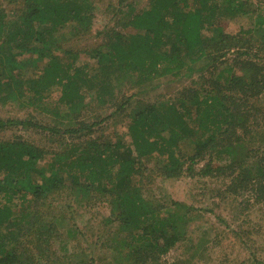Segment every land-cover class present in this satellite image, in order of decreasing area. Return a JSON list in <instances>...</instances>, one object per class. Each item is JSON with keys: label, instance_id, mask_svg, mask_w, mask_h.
<instances>
[{"label": "trees", "instance_id": "trees-1", "mask_svg": "<svg viewBox=\"0 0 264 264\" xmlns=\"http://www.w3.org/2000/svg\"><path fill=\"white\" fill-rule=\"evenodd\" d=\"M11 2L19 5L11 26L9 14L0 5V102L28 97L27 105L49 104L59 88L62 95L55 106L56 116H61L58 109L68 106L70 116L77 119L89 108L87 98L94 97L99 103L117 105L112 117L125 111L136 97L117 102L113 72H123L136 89L148 91L158 87L164 74L188 62L203 61L200 69L212 67L208 69L215 79L209 87L190 88L175 104H144L134 110L126 123L131 144H124L121 135L114 144L111 138L106 143L93 138L83 145L63 140L64 150L49 152L21 140L0 142V196L6 198L0 204V255L7 256V263L33 264V251L27 249L29 258L24 259V235L35 234L42 256L51 250L48 237L60 226L69 229L70 238L79 240L78 229L62 213L48 219L52 224L38 220L48 201L68 194L81 207L96 197L106 202L113 215L110 221L118 224L119 231L108 234L110 243L103 245L119 254V264H161L163 255L192 242V207L172 198L166 204L145 194L147 159L156 160L153 171L161 178H228L232 195L250 191L253 200L264 202V55L252 54L255 42L264 53L261 8L244 0H151L149 8L137 11L127 2L129 19L121 26L132 31L114 30L96 48L82 50L65 45L73 40L69 36L83 37L92 31L88 2ZM236 15H249L252 26L237 34L227 32V20ZM234 49L232 62L224 60ZM84 55L96 59L97 65L82 63ZM164 64L174 66L163 68ZM101 121H80L62 132L31 119H0V131L12 124L80 140L94 134L105 119ZM18 210L21 221L30 219V230L17 222ZM3 227L9 230L7 234L1 232ZM199 255L200 251L195 257ZM193 258L170 264H192Z\"/></svg>", "mask_w": 264, "mask_h": 264}, {"label": "rangeland", "instance_id": "rangeland-1", "mask_svg": "<svg viewBox=\"0 0 264 264\" xmlns=\"http://www.w3.org/2000/svg\"><path fill=\"white\" fill-rule=\"evenodd\" d=\"M244 1L253 7H257V9L261 8L260 13L264 12V0ZM79 2H88L91 6L90 13L93 14L92 31L83 37L69 36V34L68 36L73 40L65 45L66 49L71 47L82 50L96 48L108 39L105 34H111L114 30L130 33L132 30L123 29L121 26L122 21L129 19L127 2L133 3L137 11L149 8L151 4V0H127L124 4H121V0H79ZM0 5L9 14L8 22L11 26L15 21L13 18H15L18 3L11 2V0H0ZM250 22L249 15H236L227 20L228 24L225 29L227 32L237 34L242 28L248 30L252 26ZM99 32L104 36L99 35ZM245 37L249 39L250 35ZM81 40L84 41L80 42ZM255 44L252 54L258 53L262 58L264 53L262 54V51L259 52L258 50V46L261 45L258 42ZM235 54L236 49L223 59L231 61ZM60 55L67 58L62 52ZM83 57L82 63H89L92 67L97 65L96 59L85 57V55ZM203 64V61L188 62L180 70H173L164 74L158 81V87L150 88L148 91L145 88L136 89L131 82L127 81L123 72H113L111 74L112 89L114 87L113 96L114 94L117 95V102L120 104L133 94H136V97L125 111L112 117L111 114L117 110V105L112 102L99 103L94 97L87 98V102L91 103L86 113L79 118L73 119V114V117L70 116L71 111L68 106L58 109L61 116H56L55 106L62 95L59 88L53 92V100L49 104L43 102L30 106L27 105L28 97L22 101L0 102V119L5 122L31 119L44 126H57L62 132L68 127L76 126L80 121L102 120L101 122H103L105 119L102 125L95 127L94 134L85 136L80 140L78 138L73 139L69 134L63 138L50 131L10 124L6 127L7 129L0 131V142L21 140L37 145L49 152L64 150L62 147L63 140L68 143L83 145L87 140L93 138L99 139L102 143H106L111 138L114 140V144L118 136L121 135L119 138H122L124 144H131L132 140L128 135L126 123L130 121L129 116L133 114L132 112L144 104L160 105V103L166 102L175 104L181 96L185 97L190 88L209 87V81L214 80L215 77L209 71L212 67L200 69ZM170 66L173 67L174 65L164 64L163 68ZM105 96L111 98L110 94ZM45 107L49 108L50 111ZM67 113V117L62 116ZM121 150L124 149L121 148ZM204 162L203 159L197 164L200 166ZM155 164V159L145 160L144 165L148 166L144 175V184L148 190L145 191V194H150L156 199L161 198L166 204L171 203V198L185 202L192 207L193 215L189 228V238H192L193 241L188 242L184 247L172 250L167 255H163L160 259L161 264H170L173 260H181L182 258L189 260L193 257L191 259L192 264H255L257 260L264 261V202L260 203L253 200V192H243L241 196L232 195L229 191L230 180L223 177L200 178L199 176L185 175L180 179L161 178L153 171ZM71 197L69 194L64 195L63 198L59 197L61 200L58 197H53L52 200L48 201L45 213L42 211L41 214L43 215L39 214L42 219L38 218V220L50 222L53 220V215L60 216L62 213L67 221L75 225L74 229H78L75 236L79 240L70 238L69 229L60 226L57 232L51 233L48 237L51 250L48 249L50 251L42 256L38 254L39 250L36 249L39 241L35 234L24 235L21 239L25 253L24 259L29 258V256L26 257L27 249H29L33 251L30 253L33 264H119L117 263L119 254H115L112 249L103 245V243L108 245L110 243L108 234L119 231L118 224H113L110 221L113 215L106 202L102 198L96 197V199H90V203L88 200L84 201L85 205L81 207L76 205ZM18 201L23 202V200ZM5 202L6 198L0 196V204ZM18 216H20L19 210L16 216L17 222L23 224L24 229L30 230L29 228L32 226L27 227L31 225L30 219L29 221H21ZM50 224L52 223L50 222ZM8 231L5 227L1 229L3 234H7ZM56 233H58L57 236H55ZM198 243L200 247H198ZM49 246L44 244L45 249ZM199 251L200 255L195 257ZM83 252L84 257L80 256ZM0 264H9L6 255H0Z\"/></svg>", "mask_w": 264, "mask_h": 264}]
</instances>
